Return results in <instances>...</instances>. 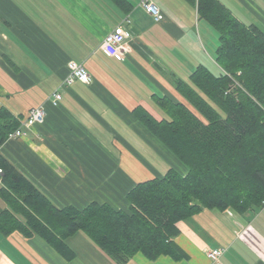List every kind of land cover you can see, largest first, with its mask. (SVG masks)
<instances>
[{"label":"crops","instance_id":"1","mask_svg":"<svg viewBox=\"0 0 264 264\" xmlns=\"http://www.w3.org/2000/svg\"><path fill=\"white\" fill-rule=\"evenodd\" d=\"M152 1L163 12L161 21L141 0H0V108L20 123L31 109L46 110L43 123L1 145L0 157L59 208L98 202L127 209V194L137 183L171 168L186 170L141 116L169 118L164 99L194 109L176 81L193 84L199 65L219 72L207 48H213V25L199 15L197 2ZM219 2L242 23L264 29V0ZM127 18L132 50L118 60L101 43ZM70 60L93 81L66 83ZM57 91L62 99L54 105ZM1 174L0 213L10 208L1 195ZM178 226L175 242L185 257L149 259L138 252L122 264H215L207 255L211 248L223 250L222 264H264V206L242 213L207 208ZM66 243L71 256L39 235L0 230V264H120L82 231Z\"/></svg>","mask_w":264,"mask_h":264},{"label":"trees","instance_id":"2","mask_svg":"<svg viewBox=\"0 0 264 264\" xmlns=\"http://www.w3.org/2000/svg\"><path fill=\"white\" fill-rule=\"evenodd\" d=\"M126 4L128 0H116ZM197 2L199 15L219 32L218 73L199 65L190 84L176 86L195 109L164 99L169 118L143 113L141 120L185 166L137 183L127 209L91 202L62 208L0 157V230L39 235L59 253L71 256L66 239L78 231L122 264L141 252L149 259L185 252L175 242L178 223L203 209L238 212L264 206V29L244 24L219 0ZM20 121L0 108V147Z\"/></svg>","mask_w":264,"mask_h":264},{"label":"built area","instance_id":"3","mask_svg":"<svg viewBox=\"0 0 264 264\" xmlns=\"http://www.w3.org/2000/svg\"><path fill=\"white\" fill-rule=\"evenodd\" d=\"M141 4L145 10L156 20L161 21L163 19V12L160 7L152 0H141ZM129 19H125V22L119 24L114 31L110 32L102 41L101 48L109 56H113L118 60H124L131 53V45L129 40L132 33L125 23H128ZM69 74L65 80L66 83H71L74 80H79L84 83H90L93 81L92 75L86 70V68L74 61L70 60L67 64ZM62 99V93L57 91L52 96L50 101L57 105ZM46 110L43 105L33 108L29 111L27 118L23 120L20 126L12 131L7 139H14L26 135L36 124H41L45 121ZM2 169L0 168V174ZM223 250L221 248H211L208 250L207 255L211 261L215 264H222L220 258Z\"/></svg>","mask_w":264,"mask_h":264},{"label":"rangeland","instance_id":"4","mask_svg":"<svg viewBox=\"0 0 264 264\" xmlns=\"http://www.w3.org/2000/svg\"><path fill=\"white\" fill-rule=\"evenodd\" d=\"M203 23H202V25L203 24H205V22L204 21H202ZM212 35H213V48H216V46H218L219 45V32H218V30L215 28V27H213L212 26ZM208 48V52H213V55H215V57H216V51L212 48V47H207ZM212 57V56H211ZM210 57V58H211ZM189 221H192V220H189Z\"/></svg>","mask_w":264,"mask_h":264}]
</instances>
